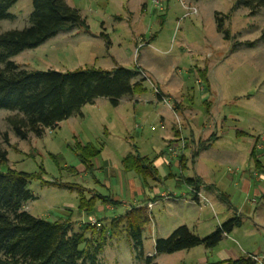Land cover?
<instances>
[{
    "label": "rangeland",
    "instance_id": "rangeland-1",
    "mask_svg": "<svg viewBox=\"0 0 264 264\" xmlns=\"http://www.w3.org/2000/svg\"><path fill=\"white\" fill-rule=\"evenodd\" d=\"M142 2H147L148 12L142 11ZM68 3L80 10L90 30L84 26L62 30L40 46L25 49L11 59L27 70L66 71L87 66L110 69L114 59L123 66H136L139 64L138 56L146 54L155 63L154 67L164 69L165 78L157 75L160 83H165L164 87L174 99L192 108L195 120L203 124L211 118L212 127L204 131L206 135L212 131L219 134V141L198 160V168L209 178L223 176L225 183L232 186L236 181L250 177L254 170L250 157L254 139L257 136H261L259 141L264 139V38L261 36L264 8L255 15H248V9L242 6L232 12L236 0H165L163 9L154 6L151 0H68ZM187 5L195 7L196 11L191 13L189 10L190 14L184 17L188 12ZM32 10V0H18L9 9L11 17L0 20V31L27 26ZM213 11L231 13L225 24L232 34L230 40L224 39L223 34L217 31L215 17L214 20L211 18ZM115 14L122 15V19L115 18ZM103 23L112 42L110 54L106 46L108 34L102 32ZM152 34H156L152 44H140L143 42L139 40L140 36L150 40ZM200 69L201 74H197ZM202 72L209 74L210 91L202 89L205 86ZM147 74L149 80H155L150 73ZM138 78L147 79L142 72ZM149 80L145 82L149 91L138 102L125 97L118 105H113L107 97H98L93 103L83 105L80 113L61 121L57 127L46 129L40 136L30 133L28 139L20 138L7 121L8 116L15 112L0 109V146L7 149L9 158L8 164L0 166V169L10 167L33 175L28 187L36 197L26 202L24 208L34 216L50 220H55L54 216L60 214L66 215L65 218L69 217L73 222L71 232L81 231L79 222L82 219H100L102 225L92 226L91 231L86 233L92 236L97 232L94 236H98L105 232L108 236L99 255L100 264L144 263L134 255L124 227L125 221H110L113 213L109 210L91 214H79L75 210L70 217L66 209H76L79 193L77 189L59 187L53 182L73 183L74 186L86 183L102 193H108V190L95 184L92 174L85 176L75 152L78 141L106 145V152L111 155L108 160L113 167V177L109 179L113 183L118 181V169L114 163L122 169L121 159L128 152L138 151L154 157L159 148L166 149L164 137L169 135L170 127L168 123L167 130L160 127L161 116L166 120H177L178 116L180 120L181 116L175 110L178 102L173 104L168 97L170 105L150 100L155 84ZM158 99L161 100L160 97ZM205 100L212 101L215 106L212 117L207 112ZM238 129L247 135L237 137ZM5 132L8 133V142L4 140ZM226 151L230 155L237 153V158L224 159ZM261 157L264 161V156ZM104 159L101 156L96 163H103ZM229 167L237 169L239 174L230 175ZM72 168L76 169L74 174L70 170ZM194 168L190 161L184 174L192 175ZM172 170L181 175L176 164ZM261 172L264 173V167ZM95 173L103 181L107 178V173L101 174L100 170ZM158 185L163 191L174 189L175 180H163ZM129 194L130 191L127 196L119 198L130 199ZM153 214L167 226L178 219L167 216L162 205H157ZM115 223L118 225L114 226ZM152 225L151 221L143 230L146 251H154L155 231ZM163 254L162 263L170 255Z\"/></svg>",
    "mask_w": 264,
    "mask_h": 264
},
{
    "label": "trees",
    "instance_id": "trees-1",
    "mask_svg": "<svg viewBox=\"0 0 264 264\" xmlns=\"http://www.w3.org/2000/svg\"><path fill=\"white\" fill-rule=\"evenodd\" d=\"M17 1L0 0V20L11 17L9 9ZM32 3L33 10L27 26L0 31V109L15 112L8 116L7 121L20 138L28 139L30 133L42 135L47 128H55L64 119L80 113L83 105L93 103L98 97H107L113 105H118L123 97L146 91L142 85L144 78L133 81L141 71L138 65H117L112 69L87 66L66 71L22 68L11 59L13 56L25 49L40 46L62 30L83 26L89 29L80 10L67 0H32ZM241 6L248 9V15H255L264 8V0H236L232 12ZM230 15L220 11L214 13L217 31L226 40L232 38L230 29L225 25ZM261 36L264 38V29ZM106 38L109 46L108 35ZM203 75L207 79L206 74ZM3 136L8 142V133L5 132ZM215 138L213 134L208 141ZM204 146L203 143L201 147ZM99 151L91 143L85 146L78 143L75 148L80 161L89 171L93 168L92 159ZM8 162V151L0 146V166ZM124 164L145 178L155 175V169L147 157L129 154ZM32 179L33 175L29 172L10 167L0 169V264H100L99 255L108 240L105 232L98 236H94L97 232H92L95 234L87 236L86 233L95 226L90 222L82 223L80 232H71L73 222L69 217L50 220L34 216L24 208L26 202L36 197L28 187ZM184 180L198 189L199 180L196 178ZM53 183L59 187L75 188L65 182ZM98 199L117 203L109 197L93 196L87 199L83 195L79 207L93 211ZM221 199L227 200L223 194ZM122 222L125 223L135 257L150 264L159 254L200 245L215 247L225 233L241 224V219L232 217L206 236L195 234L187 225H180L169 236L156 240L153 255H147L143 246V229L149 222L146 207H133L117 220V223ZM251 261V257H243L231 260L229 264H249Z\"/></svg>",
    "mask_w": 264,
    "mask_h": 264
},
{
    "label": "crops",
    "instance_id": "crops-1",
    "mask_svg": "<svg viewBox=\"0 0 264 264\" xmlns=\"http://www.w3.org/2000/svg\"><path fill=\"white\" fill-rule=\"evenodd\" d=\"M143 5L145 7H143ZM148 7L147 2H142L143 12H148ZM129 13L132 14V11L129 10ZM155 14L157 15V12ZM213 14L214 11L211 13V18L214 20ZM114 17L119 20L122 19V15L120 14H115ZM102 26V32L104 34H108L104 23ZM88 30H90V25ZM155 36L156 34H152L150 40H146L145 37L140 36L139 40H143L140 44H152V40ZM111 44L112 42L109 46L106 45L109 54L110 48H112ZM137 60L139 61L138 66L141 68L140 72H144L147 76V79L142 81V85L146 88V91L144 93H136L132 96L125 97H129L135 102L144 99L143 95L145 93V95H147L149 91L145 82L149 80L147 73H150L156 81H152L151 79L149 81L154 83L155 87L159 88L166 97L171 99L173 104L176 101L178 102L176 108H174L181 116V119L179 120L180 124L177 123V120H166L164 116H161L160 127L167 130V123L170 127L169 135L164 137L166 149L163 150L159 148L156 152V156L154 157H151L148 154H141L138 151L128 152L121 159L122 169L118 167L116 162L114 163L115 167L118 169V181L115 183L109 179L110 176L113 177V167L111 166V161L108 160L111 155L106 152L108 151L106 150V145L101 144L100 146H96L91 141L86 143L78 141L77 144L80 143L85 146L88 143H91L100 150L98 155L92 159L93 168L91 171H89L81 161L80 162L83 166V170H85V176L92 174L95 184L108 190V193H102L98 191L97 188L86 183L81 184L74 182L75 184L77 183V186L73 189H77L79 193V203L76 209H66L69 211V215L72 217L75 214V210L79 214H82V212L91 214L93 212H98V210H109L113 213V215H110L109 217L110 221L114 219L117 221L121 216H125L126 213L133 207H146L149 217V222L147 224L152 221L153 231H155L153 234L154 251H146L143 241L144 250L147 255H153L155 253V242L158 238L169 236L172 231L180 225H187L191 231L199 236H206L216 230L226 220L238 216L241 219V224L234 227L232 231L225 233L221 241L215 247L207 248L200 245L190 249L176 251L174 253H170V255L167 256L168 260L164 263H162L160 259H163L162 257H165V254H159L150 264H229V261L237 260L243 257L252 258V261L249 264H264V173L261 172L264 167V161L261 157L264 156V139L259 141L261 136H257L254 139L253 146L250 151V157L254 163V170L250 174V177L242 178L241 182L236 181L234 186L226 184L223 176L218 177L217 179L207 177L198 168V160L220 139L219 134L216 131H212L209 135H206L207 133H205L207 129L212 127V124L209 122L211 118H209V120L205 123L200 124L197 120H195L196 115L194 114L192 108L189 105L184 104L182 101L174 99L170 95L169 90L164 87L165 83H160L157 75L160 76L159 78H165L166 75L163 73L164 69L158 66L154 67L155 63L152 62L146 54H144L143 57H141V55L138 56ZM137 60L135 59V61ZM117 62L118 61L114 59L113 66L110 69L117 65H122ZM197 74H201V69L197 71ZM139 75L140 73L135 75L133 81H138L140 79L138 78ZM206 78L207 79H204L205 86L202 89L210 91L211 81L208 73ZM167 82H170V80ZM190 99L192 100L193 98L191 97ZM150 100H154V102L160 101L154 91L152 92ZM204 102L208 114L212 117L215 112L213 102L210 100H205ZM213 134L216 135V138L208 141L211 139ZM245 135H247V133L242 129L236 130L237 137L243 138ZM181 138L186 141V149L178 156H175L169 151V146L171 144L178 145ZM203 143L205 146L201 147ZM129 154L149 158L153 168L155 169V175L145 178L137 171L126 168L124 159ZM237 155V153L230 155L226 151L223 158L226 160H235ZM101 156L105 158L103 163H96L98 161L97 159ZM190 161L195 166L194 173L192 175H186L184 172L188 169ZM175 164L180 168L181 175L173 172L172 167ZM70 170L73 172L72 174L76 171L75 168ZM97 170H100L101 174L107 173V178H105L104 181L101 180L95 173ZM228 172L232 176L233 174H239L237 169H232L231 167H229ZM184 178H196L199 180L198 189L201 190L206 199L197 196V194L192 190L193 187L187 184ZM172 179L175 180L174 189H166L163 191L159 188L158 184L163 180ZM128 191H130V194L128 195L131 197L130 199L119 198L123 195L127 196L126 194ZM221 194L225 195L227 200L221 199ZM83 195L87 199H90L93 196L109 197L117 203L111 205L109 202H103L101 199H98L93 211H88L86 209L82 210L79 206L80 198ZM157 205H162V207H164L167 216L178 218L174 220V224L167 226L159 221V219H161L160 217L156 218L153 212ZM65 216L66 215L60 214L57 215V217L54 216V218L56 220L65 218ZM80 222L79 226L81 227L82 223L89 221H83L82 219ZM253 256H257L258 259H254ZM140 260H143L142 262L144 264H149L144 259Z\"/></svg>",
    "mask_w": 264,
    "mask_h": 264
},
{
    "label": "built area",
    "instance_id": "built-area-1",
    "mask_svg": "<svg viewBox=\"0 0 264 264\" xmlns=\"http://www.w3.org/2000/svg\"><path fill=\"white\" fill-rule=\"evenodd\" d=\"M153 5L156 6L157 8L159 9H163L164 8V1L165 0H151ZM187 9H188V12H186V14L184 15V17H186L189 13V10H191V13H193L192 11H196V8L195 7H191L190 5H187L185 6ZM142 75H144V77H147L146 74L143 72ZM149 79V78H148ZM154 86V85H153ZM154 92L157 94L158 97H160V101H163L165 103H167L168 105H170L169 103V99L162 95L161 92L159 91V89H157V87L154 86ZM177 123H179V118L177 116ZM163 126V125H162ZM152 129H155V126H152ZM181 141L178 143V145H174V144H171L169 146V151L173 154V155H179L181 152H183L185 149H186V141L184 139H180ZM194 193L197 194V196H200V197H203L206 199V197H204V195L202 194L201 190L199 189H195L193 188L192 189ZM92 225H95V226H101V222L98 220V219H95V218H92L90 221H89ZM254 259H258L257 256H253Z\"/></svg>",
    "mask_w": 264,
    "mask_h": 264
}]
</instances>
